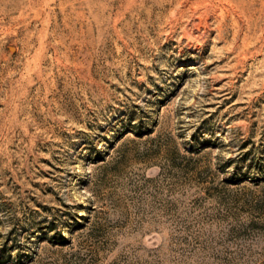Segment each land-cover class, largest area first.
Returning a JSON list of instances; mask_svg holds the SVG:
<instances>
[{
	"label": "rangeland",
	"instance_id": "obj_1",
	"mask_svg": "<svg viewBox=\"0 0 264 264\" xmlns=\"http://www.w3.org/2000/svg\"><path fill=\"white\" fill-rule=\"evenodd\" d=\"M0 264H264V0H0Z\"/></svg>",
	"mask_w": 264,
	"mask_h": 264
}]
</instances>
